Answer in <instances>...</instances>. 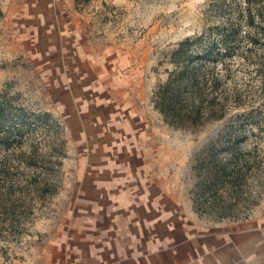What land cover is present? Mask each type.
I'll list each match as a JSON object with an SVG mask.
<instances>
[{
    "label": "rangeland",
    "instance_id": "1",
    "mask_svg": "<svg viewBox=\"0 0 264 264\" xmlns=\"http://www.w3.org/2000/svg\"><path fill=\"white\" fill-rule=\"evenodd\" d=\"M0 8V93L24 126L11 148L36 153L39 163L16 158L13 204H0V264H62L83 242L75 230L80 182L105 161L96 151L114 146L109 137L124 131L129 113L153 136L142 163L171 182L180 207L202 222L264 218V0H0ZM204 30L230 50L217 68L240 97L224 119L176 130L151 93L172 69L177 43ZM230 125L247 167L233 169L227 151L206 157ZM235 170L241 176L228 178Z\"/></svg>",
    "mask_w": 264,
    "mask_h": 264
},
{
    "label": "crops",
    "instance_id": "2",
    "mask_svg": "<svg viewBox=\"0 0 264 264\" xmlns=\"http://www.w3.org/2000/svg\"><path fill=\"white\" fill-rule=\"evenodd\" d=\"M124 121V131L109 137L114 146L106 140L96 151L105 161L80 182L75 230L84 238L62 264H264V218L225 224L192 216L171 182L142 163L153 136L141 116Z\"/></svg>",
    "mask_w": 264,
    "mask_h": 264
},
{
    "label": "trees",
    "instance_id": "3",
    "mask_svg": "<svg viewBox=\"0 0 264 264\" xmlns=\"http://www.w3.org/2000/svg\"><path fill=\"white\" fill-rule=\"evenodd\" d=\"M2 17L3 12L0 8V20ZM249 17L253 18L251 14ZM207 34L204 30L195 37H186L177 43L169 58V62L173 65L172 69L166 70L165 80L159 82L151 93L150 101L153 108L159 112L163 122L173 129L196 132L208 123L222 120L228 114L229 102L237 101L240 97L236 90L231 92L227 90L229 73L223 74L217 68L218 63L227 57L230 50L226 44L206 40ZM231 35L235 33L232 31L229 33V36ZM223 69H227V65H224ZM6 96V91L0 93V204L10 202L11 207L16 186L14 174L17 172V170L13 171V168L16 167L17 162L20 163L16 158L23 159L30 167L37 168L39 163L36 161V153L28 155L22 150L17 152L16 149L11 148L16 136L23 134L24 126L20 121L16 122L17 115L13 118V114L10 116V112L5 109ZM237 130L235 125H230L225 132H219L208 143L206 157L213 159L217 152L227 151L232 153L233 169L240 161L244 164L243 167H247V161L240 159L244 153L239 150L241 136L237 135ZM39 160L44 163L42 157ZM212 165L219 168L218 164ZM215 173L216 179L224 184L227 178L222 179L223 175L219 176V171ZM241 173L242 171L235 170L227 176L230 178L234 175L239 178ZM34 177L35 181L38 180L37 176ZM211 206L215 205L211 204ZM1 224L0 220V231Z\"/></svg>",
    "mask_w": 264,
    "mask_h": 264
}]
</instances>
